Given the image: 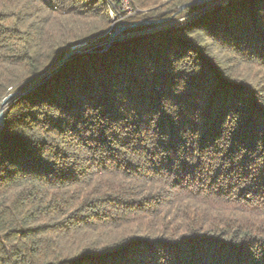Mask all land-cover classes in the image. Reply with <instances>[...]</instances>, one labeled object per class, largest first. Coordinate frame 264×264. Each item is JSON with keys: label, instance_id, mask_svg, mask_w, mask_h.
Segmentation results:
<instances>
[{"label": "trees", "instance_id": "1", "mask_svg": "<svg viewBox=\"0 0 264 264\" xmlns=\"http://www.w3.org/2000/svg\"><path fill=\"white\" fill-rule=\"evenodd\" d=\"M195 1L43 76L121 0H0V264H264V0Z\"/></svg>", "mask_w": 264, "mask_h": 264}, {"label": "water", "instance_id": "2", "mask_svg": "<svg viewBox=\"0 0 264 264\" xmlns=\"http://www.w3.org/2000/svg\"><path fill=\"white\" fill-rule=\"evenodd\" d=\"M213 1H215V0H197V1L193 2V4H203V3L213 2ZM184 7L185 6H182L181 9L184 8ZM168 20H170V19L165 18V19L152 20V21H139V22H135V23H130V24L125 25V26H124V23L122 22L120 24V26L117 29H115L113 32H111L109 34L108 38L104 40V42L106 43L105 48L110 47L114 43V41L117 40L118 36L120 35V33L122 31L130 30V29H133V28L144 27V26H150V25H154V24L162 25V24H165L166 22H168ZM91 51L92 50H75V51L68 52L53 68L49 69L43 76L48 75V74L51 75L54 72L58 71L62 67V65L64 63H66L73 55L81 54V53H84V52H91ZM40 83H41L40 80H38V81L34 82L33 84H31L27 89H25L22 92H13V93L9 94L2 101L1 108H0V128L4 124V111H5L6 107H7V105L12 100H15V99L21 97L26 92H30V91L34 90Z\"/></svg>", "mask_w": 264, "mask_h": 264}, {"label": "rangeland", "instance_id": "3", "mask_svg": "<svg viewBox=\"0 0 264 264\" xmlns=\"http://www.w3.org/2000/svg\"><path fill=\"white\" fill-rule=\"evenodd\" d=\"M222 1H224V0H220L219 2H222ZM218 3H215L213 5H217ZM213 5H211L210 7H212ZM133 11L132 10L131 11L126 10L125 12L130 13L129 15H126V16L125 15L124 16H116L113 13H111L112 14V18H113V23L111 25L110 33L113 32L115 29H117L122 22L124 23V26L128 25L129 23H127L125 20L128 19V18H132L134 15H136L137 12H133ZM196 14H198V13H196ZM193 17H194V14L193 15H188L184 19H179V20H175V21L168 20V22H166L165 24H162V25H160L158 27L150 28V29H146V30H142V31H138L137 33L145 32V31L149 32V31L156 30V29H159V28H166V27H170V26H173V25H178L182 21H184L185 19H189L190 20V19H193ZM127 31L128 30L122 31L117 39L124 40L125 38H127V37H129V36H131L133 34H136V32L127 33ZM104 40H102V41L96 40V41H91V42H85V43H82V44L77 45L75 47H72L71 51L88 50V49L90 50V48H93V47L106 46V43L104 42Z\"/></svg>", "mask_w": 264, "mask_h": 264}, {"label": "built area", "instance_id": "4", "mask_svg": "<svg viewBox=\"0 0 264 264\" xmlns=\"http://www.w3.org/2000/svg\"><path fill=\"white\" fill-rule=\"evenodd\" d=\"M125 9L128 10V11H131V10L133 11L134 10L133 12H139L140 11L138 9L136 10V9L133 8L132 0H121V10L125 12L126 11ZM125 13H126L125 16L130 14V13H127V12H125ZM145 32H140V33L136 32V34H133V35L127 37V38H130V37H133V36H136V35H139V34H143ZM127 38H125V39H127Z\"/></svg>", "mask_w": 264, "mask_h": 264}]
</instances>
